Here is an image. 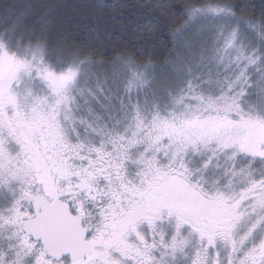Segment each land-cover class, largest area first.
<instances>
[{"label":"snow or ice","instance_id":"obj_1","mask_svg":"<svg viewBox=\"0 0 264 264\" xmlns=\"http://www.w3.org/2000/svg\"><path fill=\"white\" fill-rule=\"evenodd\" d=\"M65 7L0 0V264H264V0L161 4L163 65Z\"/></svg>","mask_w":264,"mask_h":264},{"label":"trees","instance_id":"obj_2","mask_svg":"<svg viewBox=\"0 0 264 264\" xmlns=\"http://www.w3.org/2000/svg\"><path fill=\"white\" fill-rule=\"evenodd\" d=\"M55 2L68 6L63 9L67 16L56 23L75 29L81 39L86 40L99 53L98 59L103 58L108 62L114 52L127 51L135 55L140 51L147 52L157 65H163L172 50L169 26L165 23L166 18L159 7L170 0H55ZM252 2L258 6L261 0ZM99 3L116 7L100 10L91 7ZM146 4H151L152 8H146ZM145 16L153 17L157 23L147 25ZM92 29L97 31L93 32Z\"/></svg>","mask_w":264,"mask_h":264},{"label":"rangeland","instance_id":"obj_3","mask_svg":"<svg viewBox=\"0 0 264 264\" xmlns=\"http://www.w3.org/2000/svg\"><path fill=\"white\" fill-rule=\"evenodd\" d=\"M199 29L198 25H194L189 33V36H191L193 38V40L195 39L196 33Z\"/></svg>","mask_w":264,"mask_h":264}]
</instances>
